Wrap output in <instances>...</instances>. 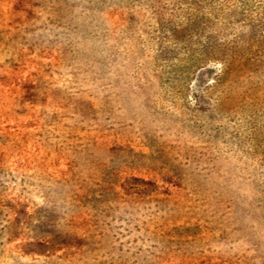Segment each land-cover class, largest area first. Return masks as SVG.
<instances>
[{
    "label": "rangeland",
    "instance_id": "374dc122",
    "mask_svg": "<svg viewBox=\"0 0 264 264\" xmlns=\"http://www.w3.org/2000/svg\"><path fill=\"white\" fill-rule=\"evenodd\" d=\"M261 12L0 0V264H264Z\"/></svg>",
    "mask_w": 264,
    "mask_h": 264
},
{
    "label": "trees",
    "instance_id": "16d2710c",
    "mask_svg": "<svg viewBox=\"0 0 264 264\" xmlns=\"http://www.w3.org/2000/svg\"><path fill=\"white\" fill-rule=\"evenodd\" d=\"M230 7V6H229ZM234 7V6H232ZM232 7L231 10H232ZM229 8V9H230ZM236 10V9H235ZM242 14H245V10L243 9ZM258 15V16H257ZM246 19L248 20V27L249 30L245 31L242 34L235 35L232 39H223L220 38L218 46L221 49L222 53L218 59L222 62L226 61V57L228 56V62L230 58L232 59V62H238V65L240 64H251L253 62H256L262 58L264 54V12L256 14V16H246ZM213 21L219 23L220 18H213ZM224 23V25H227V22L225 20L221 21ZM255 35V36H254ZM253 36V38H252ZM257 37V42L250 45V41ZM218 42V41H217ZM249 45L252 48L250 52L245 56H238L236 53V49L238 47H243V45ZM227 55V56H225Z\"/></svg>",
    "mask_w": 264,
    "mask_h": 264
}]
</instances>
